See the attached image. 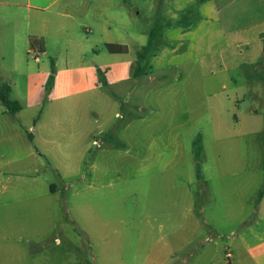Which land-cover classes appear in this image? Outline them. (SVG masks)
<instances>
[{
    "label": "rangeland",
    "instance_id": "obj_1",
    "mask_svg": "<svg viewBox=\"0 0 264 264\" xmlns=\"http://www.w3.org/2000/svg\"><path fill=\"white\" fill-rule=\"evenodd\" d=\"M131 8L141 11L134 2ZM148 66L141 74L151 73ZM257 68L252 78L258 85L250 86V93L256 94L257 115L249 113V100L236 106L226 98L239 86L203 79L190 73V68L171 72L176 76L173 89L163 94L152 90L156 83L150 75L126 100L109 93L112 105L99 110L112 128L94 138L113 146L102 156L109 169L100 179L103 186L89 189L97 184L87 177V157L80 162L79 177L64 171L59 178L49 172L31 181L43 186L48 179L63 190L62 203L45 198L42 205L36 199L0 208V264H226L227 252H243L239 235L254 219L252 207L264 187V108L259 107L264 104L260 99L264 63ZM153 108L156 114L151 113ZM96 110L88 103L49 116L45 139L65 137L57 154L49 155L51 159L56 155L65 168L75 164L76 140L95 129L94 122H87L92 114L97 116ZM234 115L240 120L238 125ZM152 116L159 124L142 131L161 137L164 160L159 172L144 175L137 171V161L124 154L129 148L124 139L130 142L141 132L137 120ZM168 118L167 126L162 122ZM55 122L58 127L53 130ZM198 135L203 150L196 161L193 141ZM92 148L89 144L88 150ZM23 179L0 178V190L23 185ZM77 185L83 192L73 200L70 194Z\"/></svg>",
    "mask_w": 264,
    "mask_h": 264
},
{
    "label": "crops",
    "instance_id": "obj_2",
    "mask_svg": "<svg viewBox=\"0 0 264 264\" xmlns=\"http://www.w3.org/2000/svg\"><path fill=\"white\" fill-rule=\"evenodd\" d=\"M132 2L141 11L134 12ZM168 2L167 6L164 0H0V87L9 86L10 98L21 106L20 111L11 115L0 102V178H24L25 183L12 189L3 187L0 208L36 199L42 205L45 198H56L62 203L63 190L59 191L48 179L43 186L31 181L37 182L49 172L59 178L64 171L79 177L80 162L85 157L87 177L97 184L89 185V189L96 191L102 187L100 179L109 173L102 156L113 146L94 139L96 134H105V130L112 128V122L99 108L106 110L107 104L112 105L111 92L126 100L146 76L150 75L151 82L156 83L152 84V90L162 94L173 89L176 76L171 72L181 67L190 68V73L206 80L230 81L239 90L226 95L231 98L228 101L238 106L240 101L249 100L252 102L249 113L258 114L254 110L256 94L250 93V86L258 85L252 76H257V67L264 63V0ZM193 5L195 9L190 11ZM157 22L168 27L154 37L150 54L142 59L139 52ZM30 38L37 41L34 49L30 47ZM106 44L125 46L127 52L110 54ZM25 53L36 64L24 60ZM51 63L55 77L47 94L44 86ZM144 65H149L151 73L139 72ZM97 69L104 73L106 85L99 82ZM222 89L227 87L224 85ZM260 95L264 101V90ZM88 103L97 108L94 112L97 116L92 114V120L87 122H94L95 129L79 136L75 164L65 168L56 155L49 157L51 153L57 154L59 142L65 139L64 134L57 136V141L45 139L49 116L64 108L75 111ZM259 107L264 108V104ZM156 108L151 110L152 114H156ZM154 120L155 117L137 120L141 132L130 142L119 138L129 145L124 151L126 157L132 156L137 161V171L144 175L159 172L164 160V151L159 148L161 137L142 131L159 124ZM233 120L236 125L240 122L235 115ZM162 123L168 126L170 119ZM52 127L57 129V123ZM261 142L264 145V140ZM89 144L93 147L90 150ZM81 191L75 186L71 198L76 199ZM253 210L254 219L239 235L243 252H227L226 264H264V198L256 208L252 207V213Z\"/></svg>",
    "mask_w": 264,
    "mask_h": 264
},
{
    "label": "trees",
    "instance_id": "obj_3",
    "mask_svg": "<svg viewBox=\"0 0 264 264\" xmlns=\"http://www.w3.org/2000/svg\"><path fill=\"white\" fill-rule=\"evenodd\" d=\"M193 9H195L194 5L191 6L190 11H192ZM165 27H168V24H163L162 22H157L155 24L154 28L149 33V41L147 42L146 46L141 50L142 52L141 53L139 52V56H142L141 57L142 59H146L147 56L150 54L151 48H152V40ZM36 42L37 41L34 38H30L31 49L35 48V45L37 44ZM41 46H42V41L39 42V47H41ZM40 49H41V51H43L42 47ZM105 49L110 54H119V53H126L127 52V48L125 46H121V45H117V44H106ZM145 66L146 65L140 67V69H139L140 73H141L140 70H142V68L144 69ZM97 76H98L99 82H101L102 85H106L104 73L100 69H97ZM54 77H55V67H54V64L51 63V69H50L49 75L47 77L45 86H44V91L47 94L51 91V89L53 87ZM262 86H264V82H262ZM0 102L5 107L6 111L11 115L15 114L16 112L20 111V109H21L20 104L16 101H13L10 98V88L7 85H3L0 87ZM29 138H30V136H29ZM193 147L195 149V153H194L195 157L194 158L196 159V161H198V158L200 157V155L202 153V144H201V137L200 136H197L196 139L193 141ZM262 198H264V187H262L257 194L255 208Z\"/></svg>",
    "mask_w": 264,
    "mask_h": 264
},
{
    "label": "built area",
    "instance_id": "obj_4",
    "mask_svg": "<svg viewBox=\"0 0 264 264\" xmlns=\"http://www.w3.org/2000/svg\"><path fill=\"white\" fill-rule=\"evenodd\" d=\"M32 53V52H31Z\"/></svg>",
    "mask_w": 264,
    "mask_h": 264
}]
</instances>
